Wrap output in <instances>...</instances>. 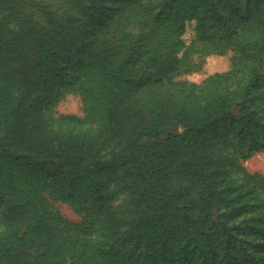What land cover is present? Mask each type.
<instances>
[{"label": "trees", "instance_id": "1", "mask_svg": "<svg viewBox=\"0 0 264 264\" xmlns=\"http://www.w3.org/2000/svg\"><path fill=\"white\" fill-rule=\"evenodd\" d=\"M105 1L0 0V264H264L223 214L242 203L264 234L240 162L264 151V3L128 0L110 20ZM87 31L99 46L63 67ZM194 51L232 67L177 78ZM69 91L83 116L55 114Z\"/></svg>", "mask_w": 264, "mask_h": 264}, {"label": "rangeland", "instance_id": "2", "mask_svg": "<svg viewBox=\"0 0 264 264\" xmlns=\"http://www.w3.org/2000/svg\"><path fill=\"white\" fill-rule=\"evenodd\" d=\"M128 0H106L105 6L106 11H110V20H113L117 15H120V7L127 3ZM38 0H27L26 7L28 10L36 9V3ZM253 5L257 3H264V0H251ZM194 20H188L186 32L183 35L186 43H190L194 35ZM87 27H91L87 25ZM84 44L80 48L71 47L68 50H64L61 53L60 61L63 67H66L69 64H73L79 61H83L86 58L87 52L90 49L99 46L101 38L98 36V32L87 31L83 36H81ZM191 57L195 62V66L188 71L181 72L177 78L185 79L192 82H201L205 77L213 72H225L232 67L234 53L232 51L224 53H210L203 56H199L197 51L191 53ZM25 81V80H24ZM22 85L25 87L24 83ZM24 90V89H23ZM25 91V90H24ZM55 114L60 113H74L79 116L84 115L83 104L80 96L73 92L69 91L62 95L60 100L54 106ZM167 138V135H162L158 140H164ZM118 139H111L108 143V147H117ZM110 158V155L105 151L101 161L107 162ZM241 165L250 173L257 174L264 179V151H259L254 153L252 156L246 159H241ZM123 166V165H119ZM220 186H222L220 184ZM247 197L241 196V201L243 198ZM253 196H248L244 200H247L248 203H256V200L252 199ZM54 206L59 210L61 215L73 222L81 220V213L70 203L56 200L54 201ZM119 208L115 207V211H118ZM223 214H227L226 220L228 225L232 227L238 235H242L243 238L250 242L251 246L260 249L261 253L264 255V234H257L259 227H252L249 225L252 222L253 209H248L247 206L240 203L238 207L234 209L230 207L228 211L223 210ZM234 223L235 225H232Z\"/></svg>", "mask_w": 264, "mask_h": 264}]
</instances>
